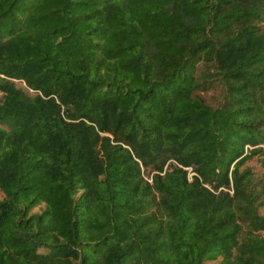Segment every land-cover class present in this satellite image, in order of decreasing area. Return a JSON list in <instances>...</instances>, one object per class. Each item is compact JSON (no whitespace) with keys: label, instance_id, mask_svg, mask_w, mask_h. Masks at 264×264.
Listing matches in <instances>:
<instances>
[{"label":"trees","instance_id":"1","mask_svg":"<svg viewBox=\"0 0 264 264\" xmlns=\"http://www.w3.org/2000/svg\"><path fill=\"white\" fill-rule=\"evenodd\" d=\"M0 264H264V0H0Z\"/></svg>","mask_w":264,"mask_h":264},{"label":"rangeland","instance_id":"2","mask_svg":"<svg viewBox=\"0 0 264 264\" xmlns=\"http://www.w3.org/2000/svg\"><path fill=\"white\" fill-rule=\"evenodd\" d=\"M16 82L20 83L16 80ZM23 84V83H22ZM220 91L221 88L219 85H213L209 89L201 91L200 94L205 98V100L211 104H217L220 100ZM145 176H147L145 174Z\"/></svg>","mask_w":264,"mask_h":264},{"label":"built area","instance_id":"3","mask_svg":"<svg viewBox=\"0 0 264 264\" xmlns=\"http://www.w3.org/2000/svg\"><path fill=\"white\" fill-rule=\"evenodd\" d=\"M188 169L190 170V168H188ZM191 173H192V172H189V174H188V175L190 176V175H191ZM148 179L150 180V178H148Z\"/></svg>","mask_w":264,"mask_h":264}]
</instances>
